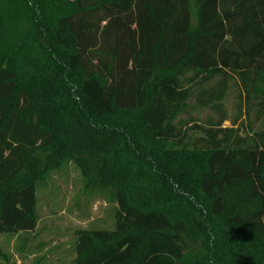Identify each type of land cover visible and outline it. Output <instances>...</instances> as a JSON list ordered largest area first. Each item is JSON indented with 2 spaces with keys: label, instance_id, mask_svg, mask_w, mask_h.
<instances>
[{
  "label": "trees",
  "instance_id": "1",
  "mask_svg": "<svg viewBox=\"0 0 264 264\" xmlns=\"http://www.w3.org/2000/svg\"><path fill=\"white\" fill-rule=\"evenodd\" d=\"M230 79L264 118V0H0V234L71 162L116 204L73 264H264V127L223 126Z\"/></svg>",
  "mask_w": 264,
  "mask_h": 264
},
{
  "label": "rangeland",
  "instance_id": "2",
  "mask_svg": "<svg viewBox=\"0 0 264 264\" xmlns=\"http://www.w3.org/2000/svg\"><path fill=\"white\" fill-rule=\"evenodd\" d=\"M215 80L207 86L215 85ZM222 99L227 115L223 126L237 121L245 135L264 127L255 107L242 109L244 96L239 83L230 79ZM218 115L209 108L196 105L193 96L186 112L180 114L176 124L192 137L202 136V128L215 121ZM116 204L108 191L91 190L71 162L48 173L44 183L36 186L37 226L32 232L0 234V264H73L74 232L77 229H111Z\"/></svg>",
  "mask_w": 264,
  "mask_h": 264
}]
</instances>
